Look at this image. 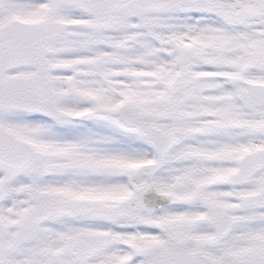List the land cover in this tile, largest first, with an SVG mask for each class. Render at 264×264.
<instances>
[{
    "label": "snow or ice",
    "instance_id": "1",
    "mask_svg": "<svg viewBox=\"0 0 264 264\" xmlns=\"http://www.w3.org/2000/svg\"><path fill=\"white\" fill-rule=\"evenodd\" d=\"M0 264H264V0H0Z\"/></svg>",
    "mask_w": 264,
    "mask_h": 264
}]
</instances>
